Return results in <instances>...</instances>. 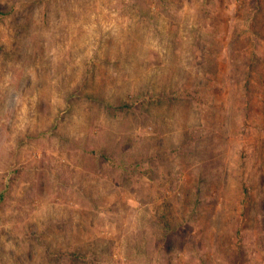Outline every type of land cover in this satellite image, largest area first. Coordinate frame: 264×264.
Returning a JSON list of instances; mask_svg holds the SVG:
<instances>
[{"label":"rangeland","instance_id":"1","mask_svg":"<svg viewBox=\"0 0 264 264\" xmlns=\"http://www.w3.org/2000/svg\"><path fill=\"white\" fill-rule=\"evenodd\" d=\"M0 13V264H264V0Z\"/></svg>","mask_w":264,"mask_h":264},{"label":"trees","instance_id":"2","mask_svg":"<svg viewBox=\"0 0 264 264\" xmlns=\"http://www.w3.org/2000/svg\"><path fill=\"white\" fill-rule=\"evenodd\" d=\"M0 14H4V13H0Z\"/></svg>","mask_w":264,"mask_h":264}]
</instances>
